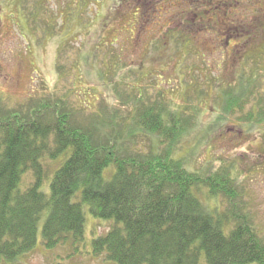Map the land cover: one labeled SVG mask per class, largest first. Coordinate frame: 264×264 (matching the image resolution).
Returning <instances> with one entry per match:
<instances>
[{"label": "rangeland", "instance_id": "rangeland-1", "mask_svg": "<svg viewBox=\"0 0 264 264\" xmlns=\"http://www.w3.org/2000/svg\"><path fill=\"white\" fill-rule=\"evenodd\" d=\"M263 49L264 0H0V99L13 111L62 103L79 127L100 124L94 136L122 155L168 149L202 176L226 170L264 244V121L241 122L220 98L242 69L261 67ZM251 83L249 101L261 105L264 73ZM148 106L181 109L189 130L169 142L133 129ZM64 159H43V193ZM32 182L25 174L19 190ZM208 193L196 196L209 211L228 207ZM83 212L80 243L45 249L39 230L35 248L12 264H107L91 254L92 240L115 223Z\"/></svg>", "mask_w": 264, "mask_h": 264}, {"label": "trees", "instance_id": "trees-1", "mask_svg": "<svg viewBox=\"0 0 264 264\" xmlns=\"http://www.w3.org/2000/svg\"><path fill=\"white\" fill-rule=\"evenodd\" d=\"M257 54L262 69L257 60L242 69L238 84L220 90L222 112L252 124L264 121V98L261 105L249 101L251 82L264 73V49ZM256 94L264 96V90ZM39 105L13 111L2 108L0 99V264L30 253L39 230L45 249L80 243L84 205L94 217L115 223L92 240L91 254H103L107 264H200L202 256L206 264H264V244L245 217V205L236 201L226 170L202 176L168 149L142 159L122 155L114 143L94 136L100 124L83 129L62 103ZM156 107L132 116L133 129L169 142L189 130L181 109ZM62 157L47 195L40 190L42 161ZM27 173L33 182L20 191ZM203 189L214 199L223 194L228 207L218 211L216 204L209 211L196 196Z\"/></svg>", "mask_w": 264, "mask_h": 264}]
</instances>
